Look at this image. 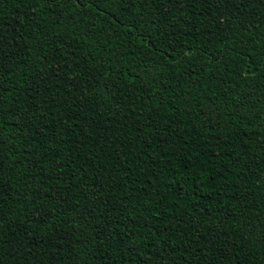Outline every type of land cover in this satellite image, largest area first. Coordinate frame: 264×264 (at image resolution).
Instances as JSON below:
<instances>
[{"label":"trees","instance_id":"1","mask_svg":"<svg viewBox=\"0 0 264 264\" xmlns=\"http://www.w3.org/2000/svg\"><path fill=\"white\" fill-rule=\"evenodd\" d=\"M0 101V264H264V3L0 0Z\"/></svg>","mask_w":264,"mask_h":264},{"label":"snow or ice","instance_id":"2","mask_svg":"<svg viewBox=\"0 0 264 264\" xmlns=\"http://www.w3.org/2000/svg\"><path fill=\"white\" fill-rule=\"evenodd\" d=\"M53 2V0H45V3L47 4H51ZM101 2H103V0H101ZM117 3L121 4V5H125V4H130L132 7L136 8L138 12L142 11V8L145 5H149L151 3H153V0H116ZM169 2H175V0H169ZM229 0H224V3H228ZM252 2H256V0H252ZM259 2L264 3V0H259ZM73 3L79 4L80 0H73ZM85 3L90 5L92 3V0H85ZM140 5V7H137V5ZM239 6H243V4L241 3ZM151 16H155L157 19L159 18V13L156 11H153L151 14ZM150 23H155V20H151L149 19ZM0 103H2V101H0ZM2 161H0V172H2ZM3 224V214H2V209H0V225Z\"/></svg>","mask_w":264,"mask_h":264}]
</instances>
